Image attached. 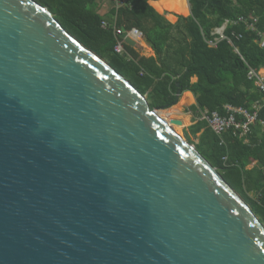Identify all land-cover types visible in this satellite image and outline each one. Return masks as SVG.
<instances>
[{"label": "water", "instance_id": "water-1", "mask_svg": "<svg viewBox=\"0 0 264 264\" xmlns=\"http://www.w3.org/2000/svg\"><path fill=\"white\" fill-rule=\"evenodd\" d=\"M167 107L46 6L0 0V264H264L263 223Z\"/></svg>", "mask_w": 264, "mask_h": 264}, {"label": "trees", "instance_id": "trees-1", "mask_svg": "<svg viewBox=\"0 0 264 264\" xmlns=\"http://www.w3.org/2000/svg\"><path fill=\"white\" fill-rule=\"evenodd\" d=\"M36 1L129 80L145 95L150 107L170 106L178 90L190 91L195 97V104L189 108L194 115L202 109L225 114L224 106L231 105L256 112L257 120L264 119L263 95L247 77L249 66L264 68V47L259 46L256 32L244 22L228 23L224 34L232 44L221 39L209 46L206 41L214 38L212 32L225 19L237 21L240 16H255L254 26L264 33V0H188L191 14L177 15L175 23L157 12L149 0H125L107 15L98 13L97 0ZM153 5L160 12L167 10L170 19L182 14L174 7L166 8L160 0ZM103 20L108 24L105 28L101 26ZM114 27L139 30L154 56L142 55L126 43L123 54L115 53ZM194 76L197 80L192 82ZM255 103L260 107L254 108ZM173 111L158 110L168 113V123ZM190 136L198 139L194 144L197 151L217 168L264 225V172L245 169L250 157L264 161L260 156L264 154V135L258 138L256 148L230 133L223 135L224 143L220 144L219 137L203 121L195 120L185 131L186 140L193 144Z\"/></svg>", "mask_w": 264, "mask_h": 264}, {"label": "built area", "instance_id": "built-area-1", "mask_svg": "<svg viewBox=\"0 0 264 264\" xmlns=\"http://www.w3.org/2000/svg\"><path fill=\"white\" fill-rule=\"evenodd\" d=\"M109 1H111L115 7H118L125 2V0ZM255 21L256 17L253 15H250L248 18L240 16L237 21L225 19L223 24L220 27L215 28L212 32V34L215 35L214 38L206 40L207 44L209 46H215L221 39H226L230 44H232L231 39L224 34L225 27L228 23L244 22L248 29L256 32L259 46L264 47V33L256 29L254 26ZM107 25L106 21L103 20L101 22V26L103 28L107 27ZM114 33L117 39L113 50L117 54H123L125 52L123 46L125 42L121 37L122 29L114 27ZM128 34L137 42L140 41L139 39H142V33L136 28H132L128 31ZM234 49L238 53V50L235 47ZM247 77L254 82V85L257 90L262 93L264 99V76L258 69L249 66L247 70ZM224 109L225 114H219L216 111H209L207 109L199 110L196 120L203 121L205 125L219 137L220 144L224 143L223 135L225 133H230L234 137L244 139L250 133L251 124L257 119L256 112L249 113L241 107H234L231 105H225Z\"/></svg>", "mask_w": 264, "mask_h": 264}, {"label": "crops", "instance_id": "crops-1", "mask_svg": "<svg viewBox=\"0 0 264 264\" xmlns=\"http://www.w3.org/2000/svg\"><path fill=\"white\" fill-rule=\"evenodd\" d=\"M97 1H98L97 2V5H98L97 11L101 15H107L110 12L111 8L114 7L113 3L111 1H109V0H97ZM160 1L162 2V4L166 8L174 7L177 11L181 12L182 14H186L187 13L186 16H188V13L190 11V4H189L188 0H160ZM153 2H155V1H152V0L148 1V3L157 12H159L161 14H165V17L171 23H175L176 22V20H177L176 16L177 15L176 16L173 15L174 18L170 19L167 16L168 14H166V12L158 11L156 9V7L153 5ZM138 43L141 45L142 49L144 48L146 50H149V52L147 54H144L142 52L141 53L142 55L154 56V52L151 49V47H149L142 39H141V43L142 44L140 43V41ZM258 70L264 76V68H259ZM196 80H197V77L194 76L192 78V82H194ZM175 103H179L183 110L187 109V111L190 112L192 114V116L196 120V116L197 115H194L193 112L189 109L190 106L195 104V97L190 91H183V92L179 93V95L177 97V101ZM253 107L254 108H259L260 105H258V103H255L253 105ZM195 120H194V122H195ZM263 135H264V119H259V120L256 119L255 122H253L251 124L250 133L242 140H243V142H245L247 144H251V142H252V147L256 148L257 144H259V142H260V140H258V138H261ZM254 152L258 155V154H260L261 151L259 149H255ZM260 156L264 160V154L260 155ZM263 167H264V161H260V159H258L257 157H250L245 169L249 170V171H252V172H255V171H263L264 172Z\"/></svg>", "mask_w": 264, "mask_h": 264}, {"label": "rangeland", "instance_id": "rangeland-1", "mask_svg": "<svg viewBox=\"0 0 264 264\" xmlns=\"http://www.w3.org/2000/svg\"><path fill=\"white\" fill-rule=\"evenodd\" d=\"M165 12H166V14H168V11H165ZM174 15L175 16L176 15L186 16L187 13L186 14H174ZM139 40L141 43V39H139ZM139 51H140V53L143 52L144 54H147L149 52V50H146L144 48L142 49V47H140ZM172 109H174V111H173L172 116H170V117L171 118H177V119H180L182 121V125L176 126V127L174 126L176 128V129L175 128L174 129L177 131V133H179L182 137L185 138V131H187L188 127L194 122L195 118L192 116V114L190 112L187 111V109L183 110L179 103L172 104V105L168 106L167 108L159 109V110L170 111ZM158 113L162 118L167 120L168 113H161V112H158ZM190 139L193 141V145L196 144L198 141L197 138H194L192 136H190Z\"/></svg>", "mask_w": 264, "mask_h": 264}, {"label": "bare ground", "instance_id": "bare-ground-1", "mask_svg": "<svg viewBox=\"0 0 264 264\" xmlns=\"http://www.w3.org/2000/svg\"><path fill=\"white\" fill-rule=\"evenodd\" d=\"M156 113L159 115L158 110L156 111ZM160 116V115H159ZM161 117V116H160ZM162 118V117H161ZM164 119V118H163ZM165 120V119H164ZM167 121V120H166ZM168 122V121H167ZM173 128V127H172ZM174 129V128H173ZM175 130V129H174ZM176 131V130H175ZM177 132V131H176Z\"/></svg>", "mask_w": 264, "mask_h": 264}]
</instances>
